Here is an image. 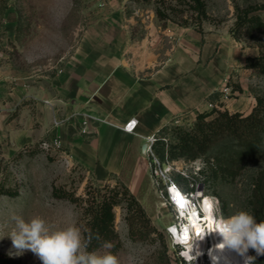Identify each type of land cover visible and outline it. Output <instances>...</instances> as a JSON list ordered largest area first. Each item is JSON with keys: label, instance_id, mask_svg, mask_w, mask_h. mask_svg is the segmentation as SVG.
Returning <instances> with one entry per match:
<instances>
[{"label": "crops", "instance_id": "1", "mask_svg": "<svg viewBox=\"0 0 264 264\" xmlns=\"http://www.w3.org/2000/svg\"><path fill=\"white\" fill-rule=\"evenodd\" d=\"M99 2L98 17L51 76L26 73L0 52V154H23L48 143L99 185L123 179L139 196L150 172L143 152L148 138L205 111L226 75L239 79L241 95L230 110L243 111L247 94L252 110L246 63L259 52L224 28L148 22L138 35L125 1ZM87 114L105 121L93 117L82 133ZM133 117L139 120L136 131L124 130Z\"/></svg>", "mask_w": 264, "mask_h": 264}, {"label": "rangeland", "instance_id": "2", "mask_svg": "<svg viewBox=\"0 0 264 264\" xmlns=\"http://www.w3.org/2000/svg\"><path fill=\"white\" fill-rule=\"evenodd\" d=\"M99 1L7 0V9L3 16L0 15V52L3 59L26 73L51 76L69 55L83 29L98 17ZM122 1H125L127 13L136 18L135 31L138 35L148 22L159 25L174 22L200 30L224 28L244 46L258 50L257 56L263 51L264 0ZM226 78L233 91L221 109L249 113L251 95L248 94L243 98V102L248 104L244 105L243 111L230 110L233 104L240 102L238 99L241 95L236 89L239 79L231 74L224 77L218 90L222 89ZM244 83L248 92L255 97L256 104L255 91H264V74L250 69ZM206 105V110L210 111L209 103ZM200 112L191 113L174 124L189 130ZM164 137L167 138L166 142L174 140L172 134H165ZM219 155L215 147L196 158L179 156L172 160L185 162L190 167L195 161L200 162L202 169L198 180L215 198L218 214L227 217L240 209L250 212L248 198L255 176L264 164H242L232 178L226 174L234 172L235 168L224 169L225 161H219ZM118 180L126 184L118 178L104 185L115 187ZM0 182L8 190L0 195V252L19 259L22 264L42 262L30 250H18L13 246L10 234L15 228L14 215L23 217L25 221L39 216L54 229L75 224L80 227L84 237L88 220L84 214L87 205L84 199L93 187L104 186L99 185L84 168L69 161L65 154L54 151L50 144H42L23 154H0ZM135 196L144 208L146 217L140 216L136 207L132 208L126 202L117 205L114 221L116 236L92 251L100 254L111 252L119 258L120 264H193L182 263L172 246L166 226L173 220V214L156 191L150 172L143 182L142 193ZM146 218L154 229L143 237L149 226ZM105 244L110 247H104ZM249 256H252L251 249ZM198 264L212 262L204 258Z\"/></svg>", "mask_w": 264, "mask_h": 264}, {"label": "trees", "instance_id": "3", "mask_svg": "<svg viewBox=\"0 0 264 264\" xmlns=\"http://www.w3.org/2000/svg\"><path fill=\"white\" fill-rule=\"evenodd\" d=\"M7 9V0L0 2V15L3 16ZM264 23V22H263ZM264 40V38H263ZM263 51L260 56L247 59L246 66L253 72L264 74V41L261 45ZM236 89H240L237 86ZM254 90V89H253ZM217 97L219 91L215 92ZM256 104L249 113L229 112L219 108L198 113L194 126L185 130L182 126L171 123L163 126L156 134L157 140L153 150L162 162L172 160L179 156L196 158L207 153L212 148L219 151V161H225L224 169L234 167V172L226 175L235 177L247 163L264 164V91H255ZM215 100L213 97L209 98ZM165 134H172L174 140L166 142L162 139ZM241 166V167H240ZM8 190L0 182V195ZM89 196L84 199L87 205L84 214L87 217V226L84 230V241L87 250L92 251L116 236L114 221L115 207L123 202L140 212L146 217L144 208L130 188L121 180L115 187L104 185L95 186L89 190ZM249 210L254 214L256 221H264V166H262L254 180V187L248 198ZM149 225V220L146 218ZM154 229L150 225L142 235L147 237ZM134 232V229L132 230ZM251 255L256 257L255 264H264V255H259L251 249ZM0 264H22L19 259L9 257L0 252Z\"/></svg>", "mask_w": 264, "mask_h": 264}, {"label": "built area", "instance_id": "4", "mask_svg": "<svg viewBox=\"0 0 264 264\" xmlns=\"http://www.w3.org/2000/svg\"><path fill=\"white\" fill-rule=\"evenodd\" d=\"M228 81V78H226L224 86L221 90H218L220 95L215 100L208 101L211 109H221L225 106V102L230 99L233 88ZM93 117L97 121H105L100 116L85 115L81 121L82 133H88V125ZM138 121V118L133 117L122 127L126 131L135 132ZM162 139L166 141L167 138L162 137ZM156 140V135L150 136L145 143L146 147L143 148V152L149 157L152 183L173 214V220L166 226V233L182 263L198 264L200 259L204 260V258L212 262L208 256L213 237L208 233L210 231V221H206L208 217L207 206L215 217L218 213L215 198L207 193L205 186L198 180L202 166L199 161H195L191 167L185 162L175 160L162 162L153 150V144ZM59 143L58 140L54 142L55 145H59ZM177 193L182 198L183 207H181V201L177 198ZM207 198H210L209 205L207 204ZM212 224H214V219ZM198 226H201V228H198ZM206 231L208 232L206 233ZM203 238L206 239L205 250L200 252V242ZM192 245L193 249L190 252ZM190 255H193L195 259L190 260L188 258ZM212 264L214 263L212 262Z\"/></svg>", "mask_w": 264, "mask_h": 264}, {"label": "clouds", "instance_id": "5", "mask_svg": "<svg viewBox=\"0 0 264 264\" xmlns=\"http://www.w3.org/2000/svg\"><path fill=\"white\" fill-rule=\"evenodd\" d=\"M15 228L10 234L13 246L18 250H30L42 264H120L111 252L103 254L88 251L80 227L75 224L54 229L43 218L30 220L14 215ZM218 233L222 240L217 247L235 251L244 264H255L256 257L247 255L249 249L257 256L264 255V221L257 222L254 214L240 209L230 216L222 213L214 218V227L208 233ZM104 247H110L105 244ZM193 245L190 248L192 252ZM195 259L193 255L188 257Z\"/></svg>", "mask_w": 264, "mask_h": 264}, {"label": "bare ground", "instance_id": "6", "mask_svg": "<svg viewBox=\"0 0 264 264\" xmlns=\"http://www.w3.org/2000/svg\"><path fill=\"white\" fill-rule=\"evenodd\" d=\"M206 200H207V204L209 205L210 198H207ZM207 213H208V217L206 218V221H210L209 230H211L214 227V224H212V220L215 218V215L212 212H210L208 206H207ZM198 228H201V226H198ZM207 232L208 231H206V233ZM210 235L213 237V243H212V247L208 252V256L214 264H244L243 258L239 256L235 251L228 248L221 250L217 247V245L220 244L222 240L221 236L218 233L211 232ZM205 244H206V239L203 238L202 241L200 242V247H199L200 252H203L205 250ZM247 255H249V251Z\"/></svg>", "mask_w": 264, "mask_h": 264}, {"label": "snow or ice", "instance_id": "7", "mask_svg": "<svg viewBox=\"0 0 264 264\" xmlns=\"http://www.w3.org/2000/svg\"><path fill=\"white\" fill-rule=\"evenodd\" d=\"M173 191H175V189H173ZM177 198L181 201V207H183V201H182V198L179 197V193H177Z\"/></svg>", "mask_w": 264, "mask_h": 264}, {"label": "water", "instance_id": "8", "mask_svg": "<svg viewBox=\"0 0 264 264\" xmlns=\"http://www.w3.org/2000/svg\"><path fill=\"white\" fill-rule=\"evenodd\" d=\"M145 147H146V144L143 145V148H145Z\"/></svg>", "mask_w": 264, "mask_h": 264}]
</instances>
